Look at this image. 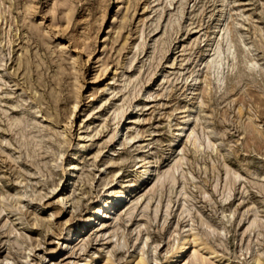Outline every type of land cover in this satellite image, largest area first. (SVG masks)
Instances as JSON below:
<instances>
[{
	"label": "rangeland",
	"instance_id": "374dc122",
	"mask_svg": "<svg viewBox=\"0 0 264 264\" xmlns=\"http://www.w3.org/2000/svg\"><path fill=\"white\" fill-rule=\"evenodd\" d=\"M187 235L174 264H264V0H0V264H167Z\"/></svg>",
	"mask_w": 264,
	"mask_h": 264
},
{
	"label": "bare ground",
	"instance_id": "6f19581e",
	"mask_svg": "<svg viewBox=\"0 0 264 264\" xmlns=\"http://www.w3.org/2000/svg\"><path fill=\"white\" fill-rule=\"evenodd\" d=\"M228 46H229V44H228ZM226 47H227V45H226ZM214 48V47H213ZM228 48V47H227ZM223 52V51H222ZM222 52L220 51V52H218V56H217V59L213 62V65H214V67H217V65H218V63L220 62V59H222L221 58V56H222ZM221 64V63H220ZM212 65V64H211ZM27 67V66H26ZM218 70V69H217ZM199 79V75H197L196 77H195V80H198ZM196 82V81H195ZM77 107V105H75V107L74 108H76ZM75 110H77V108L75 109ZM122 111V110H121ZM118 113V112H117ZM120 113V112H119ZM182 113V112H181ZM116 115V114H115ZM192 115V113H190L188 116L190 117ZM119 117V116H118ZM116 118V117H115ZM114 118V119H115ZM125 120V119H124ZM178 122V121H177ZM124 124V123H123ZM188 124H189V121L187 120V121H184V122H182L181 123V125L179 124V127L177 128V131H176V134H175V138H179L182 134H183V132L186 130V127L188 126ZM118 126H119V124H118ZM123 127V126H122ZM189 129V128H188ZM118 130V129H117ZM126 130V129H125ZM116 131V130H115ZM194 132V131H193ZM116 133V132H115ZM186 133V132H185ZM119 135V134H118ZM207 135V134H206ZM120 137V136H119ZM206 138V141H207V137H205ZM205 138H204V140H205ZM209 138V137H208ZM117 140V139H116ZM199 140V139H198ZM209 140V139H208ZM178 141V140H177ZM179 142V141H178ZM205 143V142H204ZM76 145V144H75ZM209 145V144H208ZM74 146V145H73ZM75 148V147H74ZM82 148H84V147H82ZM59 149V148H58ZM78 150H81L79 147H78ZM61 151L62 150H60L59 151V153H58V151H57V153H58V159L61 157ZM82 151V150H81ZM81 151H79V152H81ZM85 151V150H84ZM78 152V151H77ZM56 153V154H57ZM74 158V157H73ZM65 159V158H64ZM67 161V160H66ZM69 161V160H68ZM67 161V162H68ZM57 162V161H56ZM72 162V161H71ZM63 164V163H62ZM68 165H69V163H68ZM54 167H56V166H54ZM175 169L172 171V172H168L167 174H166V176H164V180L165 181H167V180H173L174 179V176L176 175V167H174ZM65 169V168H64ZM141 169V168H140ZM153 169V168H152ZM181 169V168H180ZM168 171V170H167ZM64 172V171H63ZM77 172V171H76ZM147 174H148V167H145L143 170H141V172H140V174L137 176V181H140V180H142L143 178H145V176H147ZM160 175V174H159ZM72 176V175H71ZM63 177V176H62ZM150 177V176H149ZM177 177V176H176ZM69 179V178H68ZM119 179V178H118ZM160 180L159 181H161L162 182V176H161V178H159ZM176 179V178H175ZM174 179V180H175ZM117 180V179H116ZM159 181H158V183H159ZM65 182V181H64ZM170 183H171V181H169ZM67 183V182H66ZM70 183V182H69ZM166 183V182H165ZM173 183H174V181H173ZM60 184V183H59ZM112 184V183H111ZM162 184V183H161ZM164 184V183H163ZM162 184V185H163ZM54 185H52V187H53ZM69 186V185H68ZM107 186V185H106ZM105 186V187H106ZM142 186V185H141ZM51 187V189L53 190V188ZM56 187V186H55ZM54 187V188H55ZM67 187V186H66ZM70 188H71V186H70ZM109 190V189H108ZM102 194V193H101ZM108 194V193H107ZM111 194V193H110ZM125 192L124 191H120L119 193H112L111 195H109L108 197H103V198H101L100 199V202H99V204L94 208V211L92 212V214L91 215H89L87 218H84V223L85 224H87V223H90L92 220H95L98 216L101 218L102 217V219H106V218H108L109 216H111V214L119 207V205H120V202H121V200L124 198V196H125ZM127 197V196H126ZM124 205V204H123ZM91 213V212H90ZM97 220V219H96ZM95 222V221H94ZM101 222V221H100ZM71 232V231H70ZM76 235V234H75ZM192 236L191 235H187V236H183L180 240H179V242H178V244H177V246H176V248H175V250H174V252H173V255L172 256H170L171 258H170V260H169V262L167 263V264H174L175 262H178V261H180L183 257H185V252L189 249V245H191V244H197V242H198V240H197V238H191ZM66 241V240H65ZM197 246V245H196ZM195 246V247H196ZM153 249V248H152ZM209 253H213V252H209ZM215 253V252H214ZM187 255V254H186ZM97 257V256H96ZM98 258V257H97ZM186 258V257H185ZM185 258H183V260L185 259ZM93 260H91V261H85L83 264H93ZM182 262V261H181ZM9 263V262H8ZM134 263V262H133ZM180 263V262H179ZM136 264H147V261H146V259L144 258V257H140V258H138V260H137V262H136Z\"/></svg>",
	"mask_w": 264,
	"mask_h": 264
}]
</instances>
